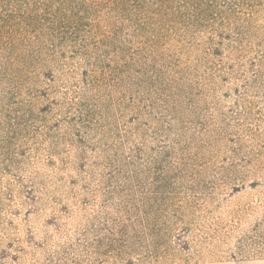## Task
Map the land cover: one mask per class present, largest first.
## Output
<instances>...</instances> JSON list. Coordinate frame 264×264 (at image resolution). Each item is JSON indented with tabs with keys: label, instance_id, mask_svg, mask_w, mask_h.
<instances>
[{
	"label": "rangeland",
	"instance_id": "1",
	"mask_svg": "<svg viewBox=\"0 0 264 264\" xmlns=\"http://www.w3.org/2000/svg\"><path fill=\"white\" fill-rule=\"evenodd\" d=\"M36 1L42 0H0V41L13 45L9 51L0 44V60L8 63L9 81L21 85V89H13L10 82L0 86V264H103L104 251L95 236L79 241L81 205L70 196V185L59 182L76 177L80 150L74 142L82 133L91 144H98L96 153L87 154L93 161L119 150L132 159L143 149L145 161L170 151L176 161L185 157L195 166L190 170L197 179L210 183L208 190L184 193L203 209L190 217L194 225L187 233L192 246L187 264H264V0H238L233 12L220 0L211 10L205 4L180 7L184 19L164 32L159 46L164 56L158 59L168 66L165 81L178 78L179 83L172 88L144 85L125 95L115 90L110 99L118 103L109 101V112L104 108L110 92L94 93L103 123L98 134H86L80 126L71 131L66 116L73 119L79 112L64 106L49 109L48 100L32 112L23 109V99H29L23 97V75L35 77L25 84L30 96L37 97V83L42 88L51 83L38 63L29 67L24 62V45L32 35L24 13ZM174 7L178 8L177 2ZM193 11L218 15V23L211 24L214 38L211 29L199 33L194 25L188 30L182 25L180 21ZM225 19H230L229 26ZM194 38L198 43L200 38H212L203 50L216 52L214 47H221L217 51L225 75L212 74L210 68L215 69L219 59L197 53L190 46ZM74 65L69 61L66 67ZM77 67L76 78L57 82L62 91L77 89L84 66ZM91 93L84 89L82 97L90 99ZM161 94L163 101L158 100ZM125 127L133 133L124 140L109 135ZM102 144L109 145L107 152ZM102 169L91 171H107ZM104 200L99 189L90 212L99 210Z\"/></svg>",
	"mask_w": 264,
	"mask_h": 264
},
{
	"label": "trees",
	"instance_id": "2",
	"mask_svg": "<svg viewBox=\"0 0 264 264\" xmlns=\"http://www.w3.org/2000/svg\"><path fill=\"white\" fill-rule=\"evenodd\" d=\"M215 1L219 0L36 1L24 13L25 27L32 34L28 37L29 43L24 45V62L29 67L38 63V67L46 70L43 77L51 83L46 88L37 83V97L30 96L31 91L25 84L35 77L23 75V97L29 98L23 99V109L32 112L37 104L48 100L49 109L64 106L67 111L73 109L79 112L78 117L73 119L66 116V120L71 121V131L80 126L86 134H98L103 130V123L100 121L101 108L97 94L94 93L110 92L104 108L109 112V101L113 105L118 103V100L110 99L115 90L125 95L128 89L133 91L144 85L160 83L163 88H172L178 84V78L165 81L163 77L168 66L164 59L158 61L164 56L159 50L160 42L166 35L164 32L174 27L176 20L184 19L180 7L187 10L188 7L205 4L211 10ZM220 1L233 12L234 3L238 0ZM246 1L255 3L259 0ZM174 2L178 3L176 9ZM218 20L217 14L211 15L206 11L198 15L193 11L188 13L185 21L180 22L187 26V30L194 25L199 33L211 29L214 38L216 30L212 29L211 24L218 23ZM225 24L229 26L230 19H225ZM197 40L194 38L190 42L197 53L219 59L220 51L217 50L221 47H214L216 52L203 50L212 38L207 41L200 38L199 43ZM0 44L5 50L13 49V45L8 46L3 41ZM69 61L75 62L74 68L67 69ZM79 64L84 67L81 80L75 85L77 89L71 93L62 91L64 87L57 82L76 78ZM7 65L5 60H0V86L10 82L13 89H21L19 82L9 81L5 70ZM224 65L223 60L219 59L215 69L210 68L212 74L215 71L225 75L222 72ZM84 89L93 92L90 99L82 97ZM163 97L161 94L158 100L163 101ZM44 113L47 116V111ZM137 115L140 116V113ZM34 120H40L38 114ZM56 122L59 124L57 131H60L61 120L57 119ZM132 133V129L125 127L123 131L117 129L109 135L124 140ZM87 137L82 133L74 142L80 150L76 177H71L69 181L59 180L70 185V196L81 205L79 214L83 224L82 230L77 233L79 241L88 242L91 235L95 236L104 251L103 264H173L179 261L185 264L192 253L187 234L194 225L190 217L203 209L197 200L187 198L184 193L185 190H208L210 183L197 179L194 171L190 170L194 165L187 162L185 157L176 161L170 151L165 156L151 157L145 161L141 157L143 149H139L138 155L132 159L120 154L119 150L114 155L93 161L87 154L96 153L98 144H91ZM103 148L107 152L106 149L110 147L104 144ZM96 167L107 171H91ZM78 185H81L80 191ZM99 189L103 190L105 200L99 210L90 212ZM92 247L90 244L89 248Z\"/></svg>",
	"mask_w": 264,
	"mask_h": 264
}]
</instances>
